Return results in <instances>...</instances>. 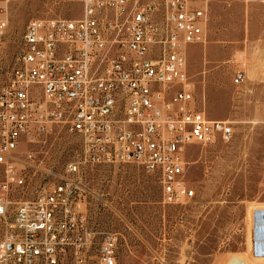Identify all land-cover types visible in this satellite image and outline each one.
<instances>
[{"label": "built area", "instance_id": "built-area-1", "mask_svg": "<svg viewBox=\"0 0 264 264\" xmlns=\"http://www.w3.org/2000/svg\"><path fill=\"white\" fill-rule=\"evenodd\" d=\"M76 1L77 19L28 21L17 65L0 82V264L85 263L84 165L136 163L156 176L164 204L183 205L196 197L188 147L229 143L235 133L230 120L196 107L187 73L210 0ZM245 77L240 61L234 81ZM58 128L79 137L81 159L54 172L29 146ZM118 240L103 234L97 264H117Z\"/></svg>", "mask_w": 264, "mask_h": 264}, {"label": "rangeland", "instance_id": "rangeland-1", "mask_svg": "<svg viewBox=\"0 0 264 264\" xmlns=\"http://www.w3.org/2000/svg\"><path fill=\"white\" fill-rule=\"evenodd\" d=\"M81 15L76 0H8L0 82L17 65L30 19ZM240 61L246 77L237 84ZM187 73L196 107L230 120L232 141L188 147L196 197L183 205L164 204L156 176L136 163L84 165L79 194L91 235L84 264H97L108 231L119 237L117 264H264V0H210L204 42L187 47ZM29 148L54 172L81 159L79 137L62 128Z\"/></svg>", "mask_w": 264, "mask_h": 264}]
</instances>
